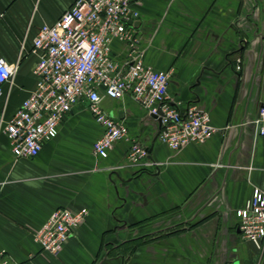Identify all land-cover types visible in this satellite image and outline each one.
<instances>
[{
  "label": "crops",
  "instance_id": "obj_1",
  "mask_svg": "<svg viewBox=\"0 0 264 264\" xmlns=\"http://www.w3.org/2000/svg\"><path fill=\"white\" fill-rule=\"evenodd\" d=\"M74 1L0 0V60L19 64L0 97V251L16 264H264L236 217L255 189L264 192V136L256 125L264 104V0H142L136 28L145 64L170 72L171 98L182 111L206 110L217 131L172 151L158 139L159 121L130 96L104 98L105 112L159 164L117 170L129 144L97 157L103 127L87 103L73 108L34 159H15L6 134L36 88L35 37ZM112 49L124 66L126 44ZM59 208L88 215L55 258L33 234Z\"/></svg>",
  "mask_w": 264,
  "mask_h": 264
},
{
  "label": "built area",
  "instance_id": "obj_2",
  "mask_svg": "<svg viewBox=\"0 0 264 264\" xmlns=\"http://www.w3.org/2000/svg\"><path fill=\"white\" fill-rule=\"evenodd\" d=\"M142 0H75L52 25H43L34 39L38 56L36 88L22 103L6 127L15 159H34L44 145L59 134L65 118L79 103L103 127L93 152L107 159L120 142H127L126 165L145 169L159 167L147 149L132 138L127 125L111 117L102 107L104 98L123 100L130 96L151 117L161 121L159 141L172 151L189 144H203L217 131L210 114L199 105L182 111L169 95L171 73L145 64V49L139 30L129 22L139 21ZM126 44L128 59L121 66L113 56L112 44ZM19 64L0 60V97L12 85ZM257 133L264 136V104L256 120ZM88 215L86 208L57 209L34 232L43 252L59 257ZM243 240L261 249L264 243V192L255 189L251 200L236 211ZM0 264H16L0 251Z\"/></svg>",
  "mask_w": 264,
  "mask_h": 264
},
{
  "label": "rangeland",
  "instance_id": "obj_3",
  "mask_svg": "<svg viewBox=\"0 0 264 264\" xmlns=\"http://www.w3.org/2000/svg\"><path fill=\"white\" fill-rule=\"evenodd\" d=\"M84 220H85V219H84ZM151 243H152V240H151V239L144 240L143 243L128 248V249L126 250V254H127V255H128V254H129V255H134V254L137 252L138 248H139L141 245H142V246H143V245H150ZM255 248H256V247H255ZM256 249H257V248H256ZM257 250H258L259 253H260V252H261V253H264V243H263L262 248H261V249H257ZM149 255H151V256H154V255H155L152 249L150 250ZM155 256H156V255H155ZM55 258H57V257H55Z\"/></svg>",
  "mask_w": 264,
  "mask_h": 264
},
{
  "label": "water",
  "instance_id": "obj_4",
  "mask_svg": "<svg viewBox=\"0 0 264 264\" xmlns=\"http://www.w3.org/2000/svg\"><path fill=\"white\" fill-rule=\"evenodd\" d=\"M129 24H133V26L137 27V26L140 24V22H139V21H136V22H129ZM154 118H156V119L159 121V123L161 124L160 119H158L157 117H154Z\"/></svg>",
  "mask_w": 264,
  "mask_h": 264
}]
</instances>
